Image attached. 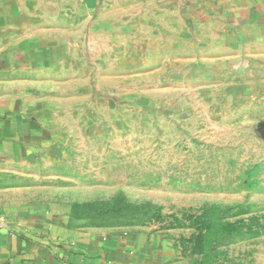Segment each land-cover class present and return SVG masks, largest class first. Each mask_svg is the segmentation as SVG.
<instances>
[{"label": "rangeland", "instance_id": "rangeland-1", "mask_svg": "<svg viewBox=\"0 0 264 264\" xmlns=\"http://www.w3.org/2000/svg\"><path fill=\"white\" fill-rule=\"evenodd\" d=\"M138 57L73 96L32 198L77 228L159 232L177 264H264V53Z\"/></svg>", "mask_w": 264, "mask_h": 264}, {"label": "crops", "instance_id": "crops-1", "mask_svg": "<svg viewBox=\"0 0 264 264\" xmlns=\"http://www.w3.org/2000/svg\"><path fill=\"white\" fill-rule=\"evenodd\" d=\"M232 50L264 53V0H0V264H177L159 232L77 228L31 192L65 157L73 96L120 62Z\"/></svg>", "mask_w": 264, "mask_h": 264}, {"label": "built area", "instance_id": "built-area-1", "mask_svg": "<svg viewBox=\"0 0 264 264\" xmlns=\"http://www.w3.org/2000/svg\"><path fill=\"white\" fill-rule=\"evenodd\" d=\"M3 223H4V218H3L2 214H0V226H2Z\"/></svg>", "mask_w": 264, "mask_h": 264}]
</instances>
